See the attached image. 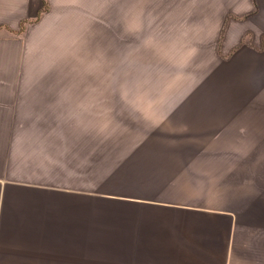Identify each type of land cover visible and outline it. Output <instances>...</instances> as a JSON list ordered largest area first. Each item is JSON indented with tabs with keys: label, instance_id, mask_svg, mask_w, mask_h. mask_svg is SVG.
Instances as JSON below:
<instances>
[{
	"label": "crops",
	"instance_id": "obj_1",
	"mask_svg": "<svg viewBox=\"0 0 264 264\" xmlns=\"http://www.w3.org/2000/svg\"><path fill=\"white\" fill-rule=\"evenodd\" d=\"M185 1L133 25L185 38L186 97L115 104L30 80L83 0H0V264H264V0Z\"/></svg>",
	"mask_w": 264,
	"mask_h": 264
},
{
	"label": "rangeland",
	"instance_id": "obj_2",
	"mask_svg": "<svg viewBox=\"0 0 264 264\" xmlns=\"http://www.w3.org/2000/svg\"><path fill=\"white\" fill-rule=\"evenodd\" d=\"M171 2L175 4V0H143L140 15L131 11L127 19L122 16V0H92V4L83 0L80 36L77 18L73 19L72 13L69 18L68 13L65 24L59 28L58 42L42 43L39 49L36 48L49 54L51 59L45 62L50 61V64L53 57H58L62 66L61 58H64L66 74L29 76L30 80L80 83L83 98H108L115 104L122 99L130 100L129 104H156L162 99L186 97L184 88L187 79L192 77L193 66L191 56L186 52L185 38L179 37L181 42L172 46L164 40L165 27L144 26L139 35L140 27L133 25L138 19L161 22L160 19L171 18V14L183 17L186 1L177 0L178 7L170 13ZM123 18L126 25L130 24L129 34L125 33L127 26H123ZM25 23L26 20L21 30L20 24L19 32L23 31ZM138 109L158 111L167 108ZM114 121L118 120L115 118Z\"/></svg>",
	"mask_w": 264,
	"mask_h": 264
},
{
	"label": "trees",
	"instance_id": "obj_3",
	"mask_svg": "<svg viewBox=\"0 0 264 264\" xmlns=\"http://www.w3.org/2000/svg\"><path fill=\"white\" fill-rule=\"evenodd\" d=\"M22 23H23V22H22ZM22 23H21V28H20V30L23 28V27H22Z\"/></svg>",
	"mask_w": 264,
	"mask_h": 264
}]
</instances>
